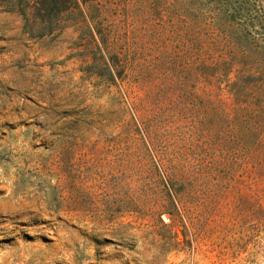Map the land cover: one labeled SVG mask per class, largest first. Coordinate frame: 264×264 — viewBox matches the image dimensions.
I'll return each instance as SVG.
<instances>
[{"label": "rangeland", "instance_id": "obj_1", "mask_svg": "<svg viewBox=\"0 0 264 264\" xmlns=\"http://www.w3.org/2000/svg\"><path fill=\"white\" fill-rule=\"evenodd\" d=\"M72 2L0 0V264H264V0Z\"/></svg>", "mask_w": 264, "mask_h": 264}, {"label": "trees", "instance_id": "obj_2", "mask_svg": "<svg viewBox=\"0 0 264 264\" xmlns=\"http://www.w3.org/2000/svg\"><path fill=\"white\" fill-rule=\"evenodd\" d=\"M73 0H38L46 10L67 11L72 9ZM83 2H88L89 0H82ZM61 3V8L58 6ZM235 52L231 54V57L224 58L223 56L216 58L213 62L215 69L225 71L222 73L230 74L236 72L234 80H228V87L233 90L234 95L237 97V103L245 110L251 112H256V117L258 118V128L264 129V56L259 52L260 60L257 58L256 61L250 63H245L243 61V56L246 55L244 51L236 47ZM235 67V69H234ZM234 69V70H233ZM214 78V79H213ZM212 78V83L215 80V75ZM241 90H259L258 92L251 95L248 99V94L243 93ZM248 93V92H247Z\"/></svg>", "mask_w": 264, "mask_h": 264}]
</instances>
